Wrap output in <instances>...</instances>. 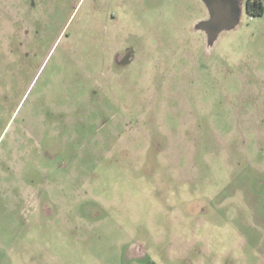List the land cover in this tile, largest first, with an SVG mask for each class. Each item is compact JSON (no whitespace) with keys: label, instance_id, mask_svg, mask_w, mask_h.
<instances>
[{"label":"rangeland","instance_id":"374dc122","mask_svg":"<svg viewBox=\"0 0 264 264\" xmlns=\"http://www.w3.org/2000/svg\"><path fill=\"white\" fill-rule=\"evenodd\" d=\"M0 264H264V14L0 0Z\"/></svg>","mask_w":264,"mask_h":264},{"label":"trees","instance_id":"16d2710c","mask_svg":"<svg viewBox=\"0 0 264 264\" xmlns=\"http://www.w3.org/2000/svg\"><path fill=\"white\" fill-rule=\"evenodd\" d=\"M250 17H260L264 14V0H242Z\"/></svg>","mask_w":264,"mask_h":264}]
</instances>
